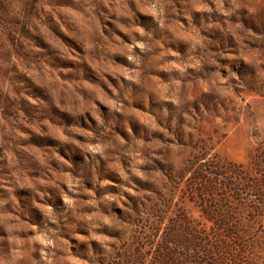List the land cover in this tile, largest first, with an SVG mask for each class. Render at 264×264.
I'll return each instance as SVG.
<instances>
[{
	"label": "rangeland",
	"instance_id": "rangeland-1",
	"mask_svg": "<svg viewBox=\"0 0 264 264\" xmlns=\"http://www.w3.org/2000/svg\"><path fill=\"white\" fill-rule=\"evenodd\" d=\"M256 158L264 0H0V264H152L181 225L264 264V201L218 190L243 249L193 178Z\"/></svg>",
	"mask_w": 264,
	"mask_h": 264
},
{
	"label": "trees",
	"instance_id": "trees-1",
	"mask_svg": "<svg viewBox=\"0 0 264 264\" xmlns=\"http://www.w3.org/2000/svg\"><path fill=\"white\" fill-rule=\"evenodd\" d=\"M250 168L264 175V159L256 158ZM217 169L215 172L211 171L213 169H202L201 172L209 173L206 175L199 171L194 174L193 178L199 184L197 187L198 205L205 218L211 221L216 229H225L228 234H232L229 237L233 240L234 245L246 249L250 243L244 239L246 230H241L240 226L242 225L236 220L235 211L246 207L249 212L258 214L260 210L254 205L248 206L242 205V203H238L237 207H230L225 204V200L216 196L218 190L225 188L232 195H238L239 191L252 192L258 201L263 202L264 176H258L257 179L242 176L241 167L230 163L225 166L217 165ZM222 175L225 176L221 177ZM204 246L206 247L202 248L205 250L203 255L194 254L196 250ZM230 248L231 246L227 243L223 245L220 242L214 244L208 242L199 231L181 225L180 228L172 229L166 237H163L155 251L152 264H212L208 263L206 257L222 258L221 255L225 253L230 258V255L226 253Z\"/></svg>",
	"mask_w": 264,
	"mask_h": 264
}]
</instances>
